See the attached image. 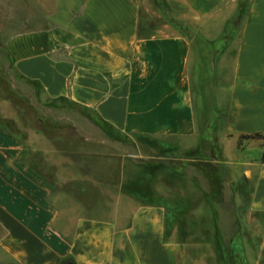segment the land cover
I'll list each match as a JSON object with an SVG mask.
<instances>
[{"label": "crops", "instance_id": "0c3cea01", "mask_svg": "<svg viewBox=\"0 0 264 264\" xmlns=\"http://www.w3.org/2000/svg\"><path fill=\"white\" fill-rule=\"evenodd\" d=\"M52 1L0 56L17 109L12 127L0 119V264H188L189 248L214 245L190 222L167 225L180 193L149 201L113 171L95 174L98 154L87 148L100 144L88 135L104 126L208 167L201 197L235 204L233 226L230 211L218 214L220 244L237 241L243 264H264V141L239 140L264 137V0ZM244 3L235 42L217 49ZM160 6L164 24L149 12ZM216 16L218 29L201 31Z\"/></svg>", "mask_w": 264, "mask_h": 264}, {"label": "rangeland", "instance_id": "374dc122", "mask_svg": "<svg viewBox=\"0 0 264 264\" xmlns=\"http://www.w3.org/2000/svg\"><path fill=\"white\" fill-rule=\"evenodd\" d=\"M52 2V0H0V56L3 55L2 49L4 41L7 39L6 37L11 33L26 30L31 24L33 17L36 22L41 20L44 13L53 9ZM242 6L243 7H241V12L237 16L236 21H231L227 26V31H229L228 37L232 38L228 39L227 37L217 41V49L223 48L222 46L228 40L235 42L236 27L246 13V4L244 3ZM160 11L163 12L164 16L157 13ZM166 11L169 13V10H167V8L165 10L163 6H160L159 9H155L154 7H150L149 9L152 19L155 22L162 24L166 22V19H168V21L170 19L166 18ZM180 15L181 16H179V18L186 16V14ZM217 21H219L218 16L198 25L200 26L201 31H203L204 27L209 28L211 31H215L218 29V25L217 27L214 26L216 25L214 22ZM181 23L179 25H181ZM212 33L213 32H211V34ZM229 49L230 55L233 53V50L231 48ZM5 64L7 63L0 60V101L1 99H3V101L5 100L4 103H0V112H2L3 115L2 118L0 115V119L6 122L9 127H12L14 124H11L10 122V115L17 109L12 107L10 103H6L10 101L11 97L7 91L8 89L6 88V85L3 82L4 79H7L5 74ZM55 107L57 108L58 104H56ZM72 111L74 112V109H72ZM36 120L37 119H35V125L37 124ZM30 121L31 120H29V123ZM78 121H81L83 125L91 126L89 119L80 118ZM59 125L60 124L52 122V126L56 127ZM65 125L68 127L73 126V124L70 123ZM88 128L90 130L91 127ZM104 128L106 130L103 129L104 131L99 135H88V137H91L92 139L97 138L100 144V147H97V151L91 150L90 147L87 148L90 150L89 153L98 154L100 166L97 167V171L95 170V174L102 177V175L105 174L103 170L113 171L114 178H116V182H118V184L123 185L126 189L129 188L136 192H140L143 197L147 198L149 201L153 200L156 192H163L162 195L165 196L167 201H171L169 194L180 193V198L178 200H174L175 209L173 211H168L167 213V225L170 226L171 223H178L182 227L185 226V223L190 222L194 225V228L197 229L195 231L196 238L205 237L210 241H214V239L216 240L215 243H213L214 245L209 246L208 248H189L186 252L188 255L186 256V260L193 261V264H240L241 254L239 249L235 248L237 241L233 242L231 247L222 246L218 239L219 233L215 228L218 219H224V215H218L219 212L224 211H230V214L227 215V219L231 220L230 225L233 226L234 215L232 211L235 206L234 200H228V202L220 204V200L203 199L201 194H199L200 192L198 187L203 186L204 188H207L208 182H206L201 172L205 169L208 171V167L197 162L194 164L199 165V169L195 166H189L186 164H183L182 166L177 159L171 158L172 156L169 157L165 154V152L164 155H162L161 152L163 151L157 152L155 150L156 148L161 147L163 149L166 148L168 152H171L169 145L166 147V145H159L154 142L140 140L137 138H124L112 133L110 130H107L105 126ZM206 139L207 142H211L212 138L210 135H207ZM86 142L91 143L88 141ZM194 153L195 151L191 152L192 155H195ZM160 154L162 157H159ZM144 155H148V158H145ZM111 162L113 165H111ZM107 163L108 166H102V164L107 165ZM177 170H179V173H177ZM210 170L211 173L206 176L211 179V187H217L213 180L217 179L218 172L213 168H210ZM195 177L200 179L198 186L189 181L190 178L195 179ZM191 191H195L194 198L189 196L192 194ZM162 202L166 204V202ZM183 233L185 234V231ZM185 249L186 248H184V250ZM189 261L187 263L192 264Z\"/></svg>", "mask_w": 264, "mask_h": 264}, {"label": "trees", "instance_id": "16d2710c", "mask_svg": "<svg viewBox=\"0 0 264 264\" xmlns=\"http://www.w3.org/2000/svg\"><path fill=\"white\" fill-rule=\"evenodd\" d=\"M239 140H258V141H264V137L261 134H249V135H241L239 136ZM243 264L244 261L241 257L240 264Z\"/></svg>", "mask_w": 264, "mask_h": 264}]
</instances>
